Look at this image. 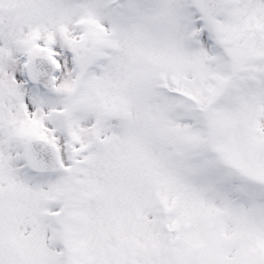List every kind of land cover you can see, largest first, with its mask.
I'll return each instance as SVG.
<instances>
[{"label":"snow or ice","instance_id":"snow-or-ice-1","mask_svg":"<svg viewBox=\"0 0 264 264\" xmlns=\"http://www.w3.org/2000/svg\"><path fill=\"white\" fill-rule=\"evenodd\" d=\"M0 264H264V0H0Z\"/></svg>","mask_w":264,"mask_h":264}]
</instances>
